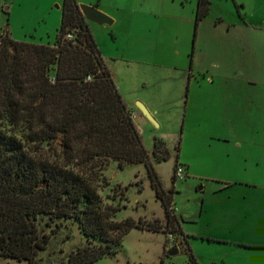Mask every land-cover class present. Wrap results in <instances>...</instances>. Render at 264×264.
<instances>
[{"label":"rangeland","instance_id":"rangeland-1","mask_svg":"<svg viewBox=\"0 0 264 264\" xmlns=\"http://www.w3.org/2000/svg\"><path fill=\"white\" fill-rule=\"evenodd\" d=\"M60 2L0 0V34L7 29L18 40L53 43ZM253 4L247 0L240 8L243 18L235 0H213L194 45L196 65L209 69L202 74L194 68L182 84L178 69L153 62L151 34L126 39L122 25L100 27L88 19L109 51L143 61L117 63L113 75L127 107L137 110L135 122L142 127L141 140L162 187L173 189L171 209L178 224L166 225L145 163L119 167L111 159L102 170L99 193L119 206L115 218L154 221L162 227L134 225L116 253L88 264H264V8L256 10ZM219 15L226 23L213 31L211 23ZM111 29L117 33L115 41ZM136 99L156 109L152 115L157 124L141 113ZM156 139L167 146L166 159L153 158ZM177 165L183 168L181 178L174 175ZM225 181L233 186L223 188ZM45 220L39 224L50 238L35 264H68L69 251L88 243L87 237L73 219H61L58 227ZM168 232L174 240H168ZM173 246L177 252L169 253ZM0 264L26 260L0 255Z\"/></svg>","mask_w":264,"mask_h":264},{"label":"trees","instance_id":"trees-1","mask_svg":"<svg viewBox=\"0 0 264 264\" xmlns=\"http://www.w3.org/2000/svg\"><path fill=\"white\" fill-rule=\"evenodd\" d=\"M210 1L197 0L195 25ZM152 156H169L162 139L155 140ZM111 159L119 167L145 163L166 225H178L171 209L173 189L162 187L78 2L62 0L53 43L18 40L3 31L0 255L35 264L50 238L40 227L43 217L54 227L61 219H73L87 237L88 243L69 251L68 264H88L116 253L134 225L160 229L159 222L115 218L119 206L99 193L102 170Z\"/></svg>","mask_w":264,"mask_h":264},{"label":"crops","instance_id":"crops-1","mask_svg":"<svg viewBox=\"0 0 264 264\" xmlns=\"http://www.w3.org/2000/svg\"><path fill=\"white\" fill-rule=\"evenodd\" d=\"M55 1V0H52ZM57 1V0H56ZM79 3H88L96 6L112 18L111 23L106 22H94L95 25H102L100 27L108 26L113 24L114 27L121 26V30L125 32L126 39L129 38L130 34L136 37V39L145 34H151L154 43V57L156 61H153L155 64L161 66L173 67L178 69V82L182 84L185 78L190 79L193 75V70L196 68V71L205 74L209 69L208 65L200 67L196 65L197 55L196 49L194 50V45L197 39L198 30L200 29L203 21L210 12L211 5L213 0L210 1L208 12L198 20L195 25V16L197 8V0H76ZM254 3L252 7L254 9H263L264 0H252ZM61 3L56 4L59 8V18L61 20ZM235 4L238 8V13L242 15L241 7L247 6V0H235ZM152 17H157L155 22H158L155 25H152L151 22L154 21ZM87 21H89L87 19ZM93 21V20H91ZM226 23L224 17L219 15L217 21L211 23V28L214 31L217 24ZM90 30L92 28H97L88 22ZM99 27V26H98ZM229 29L227 26L226 30ZM4 31L9 30L5 29ZM225 31V30H224ZM111 33V39L115 41L117 33L114 32V29L109 30ZM93 34V32H92ZM11 35V34H10ZM12 36V35H11ZM94 36V34H93ZM224 36V35H223ZM94 39L97 43V46L100 50L103 60L106 62L108 67L111 70L112 77L116 84L113 72L115 65L124 63L126 65L131 63H140L139 59L134 57L127 56L124 52L117 54L112 53L107 48V43L104 40L103 43H100L99 39L94 36ZM111 40V41H112ZM203 47V44H201ZM200 45V46H201ZM105 46V47H104ZM119 46V45H118ZM205 46V45H204ZM159 60V61H157ZM173 62V65H166L164 62ZM117 87V84H116ZM118 89V88H117ZM119 91V90H118ZM120 92V91H119ZM121 94V93H120ZM122 95V94H121ZM123 98V96H122ZM124 100V99H123ZM139 99H136V101ZM125 102V101H124ZM127 106V105H126ZM129 108V107H128ZM148 108V107H147ZM148 110L153 114L154 110L148 108ZM142 113V112H141ZM136 123V122H135ZM137 124V123H136ZM140 125V124H139ZM141 127V125H140ZM142 130V127L139 131ZM233 182L225 181L223 188H231ZM175 212V210H174Z\"/></svg>","mask_w":264,"mask_h":264},{"label":"water","instance_id":"water-1","mask_svg":"<svg viewBox=\"0 0 264 264\" xmlns=\"http://www.w3.org/2000/svg\"><path fill=\"white\" fill-rule=\"evenodd\" d=\"M79 8L84 14V16L89 20H93L99 23H102V22L111 23L112 22V18L108 14H106L105 12H103L102 10H100L99 8H97L96 6L92 4L81 2L79 3ZM136 103H137V107L140 109L142 114H144L147 118H149L150 120H152L154 123L157 124L155 118L153 117L152 113L148 110L147 106L140 100H137ZM168 252L169 253L177 252V247L173 246L172 248L168 250ZM136 264H143V263L138 262Z\"/></svg>","mask_w":264,"mask_h":264},{"label":"built area","instance_id":"built-area-1","mask_svg":"<svg viewBox=\"0 0 264 264\" xmlns=\"http://www.w3.org/2000/svg\"><path fill=\"white\" fill-rule=\"evenodd\" d=\"M68 37H71L72 35L70 33H67L66 34ZM91 75H88L87 78H90ZM128 114L130 116V118L135 122V118L137 116V110L134 108V107H131V108H128ZM136 127L138 130L141 129L140 125L139 124H136ZM174 175L176 176V178H181L183 177V168L182 166L180 165H177L175 167V170H174ZM167 237H168V240H174L175 239V236H174V233L173 232H168L167 233Z\"/></svg>","mask_w":264,"mask_h":264}]
</instances>
